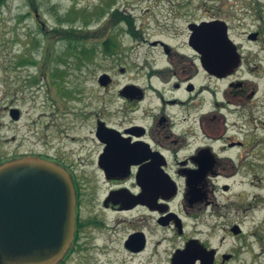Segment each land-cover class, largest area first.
<instances>
[{"label":"flooded vegetation","instance_id":"af4514ba","mask_svg":"<svg viewBox=\"0 0 264 264\" xmlns=\"http://www.w3.org/2000/svg\"><path fill=\"white\" fill-rule=\"evenodd\" d=\"M118 21L113 18L108 29L96 31H111L102 43H117ZM129 35L142 37L137 31ZM143 42L162 50L165 66H149L143 83L132 80L119 88L112 73H102L96 79L95 112L89 89L86 113H66L46 127L21 125L22 113H9L12 124L6 130L0 124V167L32 158L68 174L75 193V228L59 264L103 259L113 264L118 256L124 258L122 264H176L185 251L192 258L197 247L202 254L193 264L211 257L212 264H233L237 254L221 253L213 241V220H228L233 210L229 205L221 214L214 208L219 206L218 183L238 174L229 152L244 145L230 135L232 117L248 113L235 100L244 92V82L235 79L243 62L215 74L192 48L197 62L163 40ZM119 48L103 51L111 69L120 67L119 75L126 76L128 57ZM222 82H227L223 89ZM52 127L55 132L49 135ZM75 128H85L84 135L71 136ZM33 136L35 143L29 145ZM231 189L222 185L224 193ZM239 231L236 236H242ZM231 233L235 236L233 229Z\"/></svg>","mask_w":264,"mask_h":264},{"label":"rangeland","instance_id":"374dc122","mask_svg":"<svg viewBox=\"0 0 264 264\" xmlns=\"http://www.w3.org/2000/svg\"><path fill=\"white\" fill-rule=\"evenodd\" d=\"M34 1L32 7L28 0H8L0 9V124L4 130L12 124L9 113L13 109L22 113L21 125H33L36 129L50 125L54 118L66 113H86L89 89L95 112L99 104L95 98L96 79L102 73H112L119 88L132 80L143 83L149 66H165L167 58L162 50L143 40H163L179 54L197 62L188 45L189 25L213 20L227 24L229 38L243 62L235 79L244 82V92L235 100H241L248 113H244V118L231 119L230 135L244 145L229 152L236 161L238 174L230 181L218 183L219 206L214 210L226 214L229 205L233 210L228 220L214 218L217 237L213 241H217L221 253L237 254L233 264H264V0ZM117 10L132 20L133 29L142 36L138 40L131 38L130 27L122 22L116 28L118 53L128 57L123 64L130 69L126 76L119 75L120 67L111 69L103 51L102 41L112 37L111 31L105 35L96 33L108 29L111 14ZM58 19L69 21L59 23ZM76 27L83 34H74ZM67 29L69 41L57 31ZM253 34H257L256 38L250 39ZM77 40L84 46L78 54L74 50ZM226 85L227 82H222L219 88ZM54 132L52 127L48 134ZM84 133L85 128H75L70 134ZM28 140L30 145L36 139L33 136ZM72 148L77 150V146H68ZM224 184L231 185L230 192H223ZM235 226L240 227L242 236L231 233ZM116 258L113 264L124 262L123 257ZM107 261L103 259L96 264Z\"/></svg>","mask_w":264,"mask_h":264},{"label":"water","instance_id":"95a60500","mask_svg":"<svg viewBox=\"0 0 264 264\" xmlns=\"http://www.w3.org/2000/svg\"><path fill=\"white\" fill-rule=\"evenodd\" d=\"M189 29V45L208 71L220 74L239 66L240 55L225 22L191 24ZM74 217V187L64 170L32 158L0 167V264H59L73 241ZM233 232H240L237 226ZM201 254L199 247L192 258L185 251L176 264H193ZM212 262L211 257L204 264Z\"/></svg>","mask_w":264,"mask_h":264},{"label":"trees","instance_id":"16d2710c","mask_svg":"<svg viewBox=\"0 0 264 264\" xmlns=\"http://www.w3.org/2000/svg\"><path fill=\"white\" fill-rule=\"evenodd\" d=\"M7 2H8V0H0V9H2V7H4L6 4H7ZM28 2L30 3V5L33 7V5H34V3L36 2V1H34V0H28ZM118 19L119 21H121L122 23H125L126 25H128L130 28L128 29V31L130 32V33H132V34H134L135 33V30L133 29L134 28V24H133V22H132V20L129 18V17H127V16H124V15H122L121 13H120V11L119 10H117V11H115L114 13H112L111 14V19ZM110 19V20H111ZM86 20H88V17L86 16ZM68 21L69 20H65V19H58V22L59 23H62V22H66V23H68ZM118 21V22H119ZM133 29V30H132ZM58 32H60V34L67 40V41H69L70 39H69V37H68V29L66 30V31H63V30H57ZM74 34H83V32H82V30H80V29H78L77 27L74 29ZM82 37H84V36H82ZM80 47H82V49L81 50H79V48ZM103 47H104V49H105V51L106 52H110V51H112L113 50V44L112 43H110V42H107V43H105V44H103ZM74 50H75V52H76V54H78L80 51H83L84 50V46H83V44H82V42L80 41V40H77L76 42H75V47H74Z\"/></svg>","mask_w":264,"mask_h":264}]
</instances>
